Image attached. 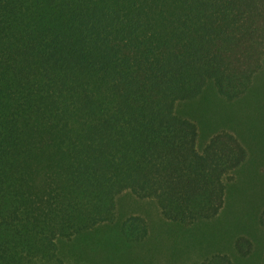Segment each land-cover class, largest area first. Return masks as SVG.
Returning <instances> with one entry per match:
<instances>
[{
  "label": "trees",
  "instance_id": "1",
  "mask_svg": "<svg viewBox=\"0 0 264 264\" xmlns=\"http://www.w3.org/2000/svg\"><path fill=\"white\" fill-rule=\"evenodd\" d=\"M255 100L264 0H0V264H127L149 231L124 196L209 227L249 156L200 118Z\"/></svg>",
  "mask_w": 264,
  "mask_h": 264
},
{
  "label": "rangeland",
  "instance_id": "2",
  "mask_svg": "<svg viewBox=\"0 0 264 264\" xmlns=\"http://www.w3.org/2000/svg\"><path fill=\"white\" fill-rule=\"evenodd\" d=\"M199 127L202 143L221 130L233 134L247 149L248 164L235 175L221 214L206 228L174 226L161 217L154 203L124 196L120 205L123 219L140 216L149 231L148 239L128 256L127 264H202L216 253L232 256L238 237L247 238L252 248L248 257L233 260L237 264H264V231L257 220L264 206V104L255 100L233 110L217 104L206 118H200ZM67 260L69 264L103 263L82 252L71 254Z\"/></svg>",
  "mask_w": 264,
  "mask_h": 264
}]
</instances>
